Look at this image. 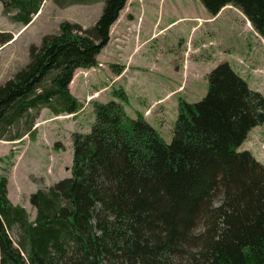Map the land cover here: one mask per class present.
I'll list each match as a JSON object with an SVG mask.
<instances>
[{
  "label": "trees",
  "instance_id": "1",
  "mask_svg": "<svg viewBox=\"0 0 264 264\" xmlns=\"http://www.w3.org/2000/svg\"><path fill=\"white\" fill-rule=\"evenodd\" d=\"M0 1L25 26L42 6ZM127 1L105 0L93 27L64 21L31 47L0 86V141L35 134L43 109L81 111L70 84L97 66ZM199 1L213 16L237 8L264 39V0ZM208 81L202 100L179 102L170 143L143 114H127L123 89L93 102L91 132L73 134L71 176L31 195L34 220L0 177V264H264V164L240 150L264 124V96L228 62Z\"/></svg>",
  "mask_w": 264,
  "mask_h": 264
},
{
  "label": "rangeland",
  "instance_id": "2",
  "mask_svg": "<svg viewBox=\"0 0 264 264\" xmlns=\"http://www.w3.org/2000/svg\"><path fill=\"white\" fill-rule=\"evenodd\" d=\"M104 2L41 0L40 13L25 26L15 18L17 10L0 1V41L8 40L0 42V86L29 63L31 47H39L45 36L57 34L62 22L93 27L101 16ZM135 11L141 16L136 23L140 25L139 37L143 41L155 25L159 34L143 43L135 55L138 77L129 92L131 105H139L138 110L144 112L153 100L163 97L167 91L179 86L183 90L174 98V105L173 101L166 105L167 113L157 106L149 118L166 142L170 143L173 138L179 102L202 100L208 92L209 73L221 63L228 62L251 89L264 96V39L234 8L212 21L209 19L213 15L199 0H138ZM245 25L248 30L244 29ZM97 66L101 69L104 64ZM92 72L82 74L89 77ZM113 72L116 71L113 69ZM119 89L122 87L116 84L107 95ZM88 102H80L81 110L84 107L85 110L79 119L68 115L55 117L48 109H43L35 134L24 137L22 142L0 141V177L8 178L9 199L25 207L31 220L36 217L31 195L71 176L73 134H88L91 130L82 131L94 124L93 102ZM136 112L130 110L128 115L135 116ZM252 133H264V124Z\"/></svg>",
  "mask_w": 264,
  "mask_h": 264
},
{
  "label": "crops",
  "instance_id": "3",
  "mask_svg": "<svg viewBox=\"0 0 264 264\" xmlns=\"http://www.w3.org/2000/svg\"><path fill=\"white\" fill-rule=\"evenodd\" d=\"M141 1L142 0H139V2ZM137 3L138 0H128L126 7L121 12L120 18L113 25L110 33V42L98 56V63H102L104 66L101 69L96 66L95 71L91 73L92 75L86 78L82 73L88 71L89 69H78L74 75L72 83L70 84V91L80 102L85 103V100H89L91 103L93 100H99L102 103H107L115 99L112 94L110 96L107 95L111 87L115 86L116 84H120L128 98L127 103L124 104L127 114H129L130 110L133 112L137 111L135 116L131 117L135 118L138 113H141L153 126V124L149 121V118L152 117L155 107L161 106L166 111L165 113H167L168 108L166 105L171 101H173L174 105V98L176 95L183 92V90L182 86H179L176 89L174 88L167 91L163 97L153 100L152 105L147 107L144 112L138 110L139 105L136 107L131 105L129 92L134 87L135 80L138 77L136 74V70L138 68L134 66L135 55L143 43L150 41L159 34V32H156L155 25L151 34L146 36L147 39L143 41V39L139 37L140 25L139 23H136V19L138 18L141 20V16H138L135 11ZM230 8L234 7H225L217 16H213L209 20L212 21L215 18L222 16ZM234 9L236 10V13L245 20L247 25L251 26L250 21L244 16V14L237 8ZM244 29L248 30L246 25ZM135 30H137L136 34H134ZM113 69L116 72H113ZM84 78H88V80L86 81ZM84 110L85 107L78 114L68 116L70 118L79 119L83 116ZM148 111H151L152 114L148 115ZM93 115V123H95L96 117L94 108ZM91 128L92 126H90V128L87 130H83L82 132L87 133L91 130ZM255 129L256 128L250 132L247 140L240 147V149L243 147L244 150L242 151L248 150L252 152L255 158L264 164V133H252Z\"/></svg>",
  "mask_w": 264,
  "mask_h": 264
},
{
  "label": "built area",
  "instance_id": "4",
  "mask_svg": "<svg viewBox=\"0 0 264 264\" xmlns=\"http://www.w3.org/2000/svg\"><path fill=\"white\" fill-rule=\"evenodd\" d=\"M91 70H92V71H95V68H92ZM84 75H85V74H84ZM86 76H87V75H85V77H86Z\"/></svg>",
  "mask_w": 264,
  "mask_h": 264
}]
</instances>
